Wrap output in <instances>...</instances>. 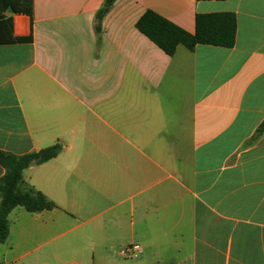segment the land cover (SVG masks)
Instances as JSON below:
<instances>
[{"label":"crops","instance_id":"obj_1","mask_svg":"<svg viewBox=\"0 0 264 264\" xmlns=\"http://www.w3.org/2000/svg\"><path fill=\"white\" fill-rule=\"evenodd\" d=\"M103 3L6 14L29 41L0 44V151H61L24 170L55 208L15 238L12 209L2 261L80 264L104 231L140 264H264V0H113L96 33ZM146 10L188 33L197 14L232 13L235 43L170 57L136 29ZM67 224L90 229L27 248Z\"/></svg>","mask_w":264,"mask_h":264},{"label":"trees","instance_id":"obj_2","mask_svg":"<svg viewBox=\"0 0 264 264\" xmlns=\"http://www.w3.org/2000/svg\"><path fill=\"white\" fill-rule=\"evenodd\" d=\"M112 2L113 0H104L96 13V33L99 32L100 21ZM32 10L33 0H0V44L29 41V38L13 37L11 20L6 14H25L31 17ZM135 27L171 57L179 45L188 50H192L198 44L233 47L236 19L232 13L197 14L194 19V33H188L152 10H146L136 21ZM60 151L59 144L22 155L0 151V166L4 169V174L0 178V244L8 237V215L12 209L21 207L33 214L55 208V204L44 194L24 181L23 172L31 166L49 161Z\"/></svg>","mask_w":264,"mask_h":264},{"label":"rangeland","instance_id":"obj_3","mask_svg":"<svg viewBox=\"0 0 264 264\" xmlns=\"http://www.w3.org/2000/svg\"><path fill=\"white\" fill-rule=\"evenodd\" d=\"M17 210L23 212L24 216H18L17 212L14 211L9 218V224L12 228L11 236L13 238L18 236V228H23V226L34 228L35 224L31 221L30 213L24 211L23 208L18 207ZM47 213L49 211H46ZM57 212L59 210L57 209ZM45 213V214H47ZM58 214V213H57ZM69 224L65 228H55L49 235L47 236H38L33 234L31 241L27 243L28 249H33L39 243H43L47 241L51 237H53L52 243L50 246H55L57 244L66 241L68 238L73 237L76 233L82 234L85 229L90 228H78L74 231H69L62 235V233L70 228H67ZM123 234L118 235V237H111L108 232H102L97 234V240L90 244L88 243L85 247L84 255L78 258L80 264H140V263H147L145 262L144 258L141 255H137L136 257H123L120 255V251L123 250L125 247L129 246L127 243L124 242ZM4 248L0 245V264H30L28 260H23L21 262L11 261L10 257H8L7 261H2V249ZM43 250V249H41ZM51 264H64L62 262H53Z\"/></svg>","mask_w":264,"mask_h":264},{"label":"built area","instance_id":"obj_4","mask_svg":"<svg viewBox=\"0 0 264 264\" xmlns=\"http://www.w3.org/2000/svg\"><path fill=\"white\" fill-rule=\"evenodd\" d=\"M141 251L142 250L139 245L132 244L121 250L120 255L123 257H136L138 254L141 253Z\"/></svg>","mask_w":264,"mask_h":264}]
</instances>
